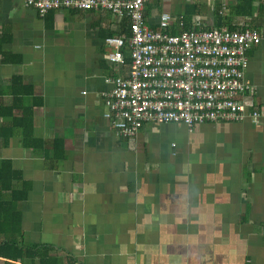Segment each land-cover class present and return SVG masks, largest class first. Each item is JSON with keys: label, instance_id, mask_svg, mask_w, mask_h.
<instances>
[{"label": "crops", "instance_id": "obj_1", "mask_svg": "<svg viewBox=\"0 0 264 264\" xmlns=\"http://www.w3.org/2000/svg\"><path fill=\"white\" fill-rule=\"evenodd\" d=\"M184 1L169 13L148 0L145 24L156 29L166 12L171 34L179 22L260 33L244 75L259 119L146 124L118 137L105 79L127 69L109 64L105 39L122 34V21L104 11L41 17L23 0H0V164L26 193L16 239L29 258L16 264H40L30 250L56 264H264V0ZM13 77L31 91L22 101L31 144L21 111H8Z\"/></svg>", "mask_w": 264, "mask_h": 264}, {"label": "built area", "instance_id": "obj_2", "mask_svg": "<svg viewBox=\"0 0 264 264\" xmlns=\"http://www.w3.org/2000/svg\"><path fill=\"white\" fill-rule=\"evenodd\" d=\"M148 0H23L43 17L50 11H104L126 21L127 33L108 37L111 65L124 75L106 78L112 87L103 104L118 137H135L146 124L183 125L259 119L253 87L244 82L247 51L260 43L253 29L193 27L171 34L174 21L161 13L156 29L145 24ZM127 53L128 59H126ZM128 61V63H127Z\"/></svg>", "mask_w": 264, "mask_h": 264}, {"label": "trees", "instance_id": "obj_3", "mask_svg": "<svg viewBox=\"0 0 264 264\" xmlns=\"http://www.w3.org/2000/svg\"><path fill=\"white\" fill-rule=\"evenodd\" d=\"M246 2V0H243L241 4ZM121 28L122 34H126V21H122ZM182 29L190 30L191 27H189L187 24H184ZM7 40L8 39L4 38L3 36L0 37L1 56L5 55L3 52V46L6 44L5 42ZM20 85H22L21 79L19 77H13L10 87L13 96V103L12 106L8 108V111H21V117L19 120L16 119L15 121L16 124L22 128V134L25 143L31 144L33 143L31 140L32 108H24L22 106L23 97L30 95L31 91L29 89L23 90ZM18 181L19 174L13 171L7 162L2 161L0 164V237L3 236L5 239L0 241V258L6 260L4 264H16V262H22L25 258H29V254H27L28 249L23 247L16 239L21 235L20 214L17 209V205L20 201L26 198L25 190L24 192L22 190L18 191L15 187V184ZM30 251V253H32L30 260L39 256L40 264L57 263L47 255L46 250V253L40 255L37 253V251Z\"/></svg>", "mask_w": 264, "mask_h": 264}, {"label": "rangeland", "instance_id": "obj_4", "mask_svg": "<svg viewBox=\"0 0 264 264\" xmlns=\"http://www.w3.org/2000/svg\"><path fill=\"white\" fill-rule=\"evenodd\" d=\"M185 2L184 0H181ZM180 0H150L149 7L151 9L165 8L166 12L178 13ZM160 3V6H159Z\"/></svg>", "mask_w": 264, "mask_h": 264}]
</instances>
